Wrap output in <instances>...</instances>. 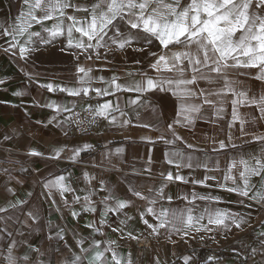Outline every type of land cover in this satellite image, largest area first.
Returning a JSON list of instances; mask_svg holds the SVG:
<instances>
[{
    "label": "crops",
    "instance_id": "1",
    "mask_svg": "<svg viewBox=\"0 0 264 264\" xmlns=\"http://www.w3.org/2000/svg\"><path fill=\"white\" fill-rule=\"evenodd\" d=\"M81 2V0H77ZM91 3V0H88ZM26 11L24 0H0V26L10 29L21 23V14ZM71 13V9L68 10ZM83 16L84 13H77ZM52 21H46L47 26ZM33 31H40L39 25H34ZM136 30H133V34ZM44 33H42L43 35ZM111 34V33H110ZM79 37V33H74ZM21 44L25 39L17 37ZM35 39V38H34ZM87 40V38H84ZM10 36L0 33V79L5 81L0 85V145L16 147L28 151H37L43 154L44 158L29 160L24 163L9 162L0 151V207H7L9 202L18 203L24 201L17 209H9L8 213H0V216L13 215L8 221V230L12 238L18 244V253L28 251V245L33 249L38 248L40 253H31L32 260L43 261L44 264H64L66 258L71 256L72 251L78 249L76 240L79 236L90 237L91 229L86 227L100 219L102 213L101 200L111 190L119 199H130L135 207L122 210L120 213H108L107 223L97 227L102 229L103 235L96 233L93 239L101 242L106 247L109 241H116L119 247L117 251L125 259H129L131 253L132 264H153L155 258H159V264H184L185 255L192 256L191 251L196 249L216 250L230 252L232 255L218 262L219 264H261L262 257L259 254L264 250V203L257 204L255 201L244 199V203H238L242 199L235 193H229L224 188L217 187V183H224L223 177L228 169L230 159L233 156L259 153V143H245L251 141V136L241 138L238 124L229 127L231 119V94L223 98L227 109L224 119L212 122L215 117L206 120L196 121L193 127L186 128L181 123H175L174 128L177 134L182 137L175 144L168 145L162 141L155 144L149 143L143 137L155 139L163 134L171 137L167 124L179 121L182 118L178 113L177 98L171 93L156 91L146 93L141 101V106L128 105V101L137 98L134 92H117L115 96H97L94 89L106 87L104 81H108L115 74L120 76L118 82L125 83L133 80H141L137 74L134 77H127L126 72L139 73L147 71L148 76L161 79L171 78L172 73L162 71L157 74L148 66L154 61L149 52H159L162 48L158 42H154L146 51L137 52L134 48L143 47V37L140 43H133L132 47L125 50H113L107 56V62L97 60H85L81 56L79 61L70 53L77 51L67 49V36H58L50 45L35 43L30 47L35 48L28 54L27 59L21 58L18 48L6 52L9 48ZM64 49V50H62ZM15 53L13 55L12 53ZM103 52V50H101ZM139 60L141 63H135ZM92 66L93 77H103L104 81L94 80L91 91L88 95L83 93L80 96H70L67 92L54 90L49 91L43 85L51 83L54 89L69 87L77 88L78 74L77 66ZM253 73L255 70H251ZM236 79L243 81L238 85L241 88H248L251 91L249 96L259 95L264 90V84L252 79L251 76H240ZM200 87H208L201 83ZM20 91L23 96H15L14 92ZM117 97L121 107L127 113L126 117L120 116L118 112L113 113L117 117L116 122L110 123L108 119L99 117L95 131L87 136H75L71 130L70 123H58L70 120V112H58L56 108L46 107L48 104L67 106L71 109H86L91 106L95 110L106 101L115 104ZM216 100V97H211ZM205 114L210 110L204 106ZM253 109L241 107L240 113L248 118ZM258 116V111L256 112ZM56 117L53 120V117ZM125 119H130L131 124H124ZM51 121V123H49ZM149 124L153 127L145 128L140 125ZM163 125L160 131H155V126ZM248 127L247 125L245 126ZM256 127L259 133L264 134V121H257ZM67 133V134H66ZM233 137L232 143L236 148L229 146L221 152H212L218 147V141L224 140L228 143V136ZM7 137V139H5ZM186 144H193L197 149L204 151H193L186 147ZM85 145L90 147L85 148ZM64 148L60 159L56 162L47 158L54 154L55 150ZM80 149V154L73 162L67 157L70 150ZM121 149L122 151H117ZM180 151L191 154L203 162H207L210 171L202 166L199 168H177L174 164L166 163V153ZM42 157V156H41ZM151 169V175L147 169ZM171 172L173 177L181 175L187 183L182 181L167 182L161 173L165 175ZM235 173V170L233 172ZM65 176V184L74 189L65 192L63 197L59 191L53 189L52 196L48 195L49 189L44 184L57 176ZM207 176H215V180H206ZM258 178H254L253 182ZM195 180H205L212 187H205L202 184H194ZM240 183L239 179L237 180ZM167 183L164 189L165 194L172 199L162 200L160 204L171 210L185 209L192 207L189 200L194 202V215L199 214L207 207H214L224 212L239 214L250 223L236 229L232 226L231 231L210 226L215 229L211 232H191L188 236H173L169 239L168 232L161 229L159 234H154L143 224L140 213L147 207L146 200L131 195L129 189L132 185L142 190L147 195V186L153 189L159 188L161 184ZM231 186V181L227 182ZM91 195L90 199L96 205V212L83 210L85 204L83 197ZM193 194L199 196H218V201H207L196 199ZM81 197L80 202H75V197ZM189 197L184 200L183 197ZM65 198L67 203H65ZM55 201V202H54ZM113 203L109 201V204ZM160 204L155 205L158 210ZM251 205V206H249ZM78 213L73 216L72 212ZM31 212L35 220L29 218L27 213ZM124 213L134 217L129 221L130 229L139 240H131L121 237V233L113 231L118 222L124 219ZM149 223H153L154 217L145 216ZM201 223H206L202 221ZM4 222L0 221V228ZM62 229L63 240L56 237V232ZM49 236L52 238L49 239ZM127 236V231L124 237ZM214 237V239H213ZM175 241V243H173ZM85 243L84 247H89ZM65 244L71 246L66 248ZM115 247V245H114ZM59 248V251L56 249ZM256 248L258 254L250 255L251 249ZM2 264V261H0ZM190 264H197L193 258Z\"/></svg>",
    "mask_w": 264,
    "mask_h": 264
},
{
    "label": "snow or ice",
    "instance_id": "2",
    "mask_svg": "<svg viewBox=\"0 0 264 264\" xmlns=\"http://www.w3.org/2000/svg\"><path fill=\"white\" fill-rule=\"evenodd\" d=\"M26 11L21 14V23L10 29L0 26V33L10 36L9 48L5 51L18 48L21 58L27 59L30 52L35 48L30 45L39 43L41 45H50L58 36H67V49H75L70 54L79 61L81 56L85 60L92 61L93 57L97 60L107 62V56L115 50H125L132 47L133 43L139 44L140 37H143V47L134 48V51L144 52L154 42L162 46L159 52H149L148 55L154 57V61L149 64V68L157 74L162 71L172 73L173 76L167 79L154 78L148 76L147 71L134 73H124L127 77H134L139 74L141 80L120 83V76L113 75L110 80L104 81L103 77H93L92 66H77L79 87H63L54 89L51 83L43 85L49 91L59 90L67 92L70 96H80L82 93L88 95L94 80L104 81L106 87H97L94 89L97 96H115L117 92L137 93L136 99L128 101V105L141 106L142 98L146 93L156 91L171 93L177 98L178 113L182 118L179 121L167 124V129L172 133L171 137L163 134L155 139L143 137L149 143L155 144L162 141L165 144L172 145L178 140H182L175 128V123H181L184 127H193L198 120H206L215 117L212 122L223 120L227 109L225 108L223 98L231 94L233 97L231 104V119L229 127L238 124L241 138L246 135L251 136V141L245 143H259L261 145L259 153L233 156L230 159L228 169L223 177L224 183H217V187L224 188L229 193H235L238 197V203L243 204L244 199L255 201L257 204L264 203V134L259 133L256 127L257 121H264V90L259 95L249 96L251 91L248 88H241L238 85L244 82L236 79L240 76H251L252 79L264 84V0H24ZM71 9V13L68 11ZM77 13H84L83 16ZM46 21H52L51 26L45 24ZM34 25L40 26V31H33ZM133 30L136 33L133 34ZM42 33H44L42 35ZM74 33H79L76 37ZM111 33V34H110ZM17 37L25 39L21 44ZM87 38L85 40L84 38ZM35 38V39H34ZM64 50V49H62ZM103 50V52H101ZM15 55V53H12ZM135 63H141L137 60ZM255 72L253 73V71ZM5 81L0 79V85ZM204 83L208 87H200ZM15 96H23L20 91L14 92ZM216 97V100L211 99ZM207 105L210 113L205 114L204 106ZM46 107L56 108L58 112H70L71 108L67 106H57L55 104L45 105ZM241 107L252 108V113L245 118L240 113ZM87 111L93 117H104L110 123H115L117 117L113 113L118 112L120 116L126 117L127 113L121 107V102L117 97L115 104L106 101L99 105L95 110L89 106ZM258 111V116L256 112ZM56 117H53L55 120ZM94 123L95 120L93 119ZM51 123V121H49ZM58 123H71L60 121ZM82 123L81 122H77ZM124 124H131L130 119H125ZM248 126L247 128L245 126ZM145 128L153 127L149 124L140 125ZM163 125L155 126V131L159 132ZM67 134V133H66ZM7 139V137H5ZM233 137L228 136V143L224 140L218 141V147L213 148L212 152H221L231 146ZM85 148L90 147L85 145ZM186 147L193 151H204L197 149L193 144H186ZM64 148L55 150L49 159H60ZM122 151L121 149L117 150ZM80 154V149L70 150L67 159L75 162ZM30 155L43 156L42 153L32 151ZM168 157L166 163L175 165L177 168L203 167L210 171L207 162H201L199 158L191 154H185L180 151H171L166 153ZM235 170L236 174H233ZM151 175V169L146 170ZM167 182L182 181L187 183L184 176L176 175L173 177L171 172L166 175L161 173ZM254 178L256 179L253 182ZM215 176H207L206 180H215ZM239 179L240 183L237 182ZM231 181V186L227 183ZM194 184H202L205 187H212L205 180H195ZM44 187L49 189L48 195L52 196L53 189L59 191L63 197L65 192L74 191L65 184V176L60 175L55 179L48 180ZM167 183L161 184L159 188L153 189L147 186V195L132 185L129 189L134 197L146 200L147 207L140 213L143 224L154 234H159L161 229L168 232L169 239L173 236H188L191 232H211L217 228L231 231L232 226L236 229H242L243 226L250 223L239 214H232L207 207L199 214L194 215V202L189 200L192 207L185 209L171 210L160 204L162 200H171L170 196L165 194L164 189ZM103 200H101L102 213L100 219L86 225L92 230L90 237L77 236V250L72 251L71 256L66 258L64 264H132L131 253L129 259L125 260L117 251L119 245L116 241H109L106 247L101 242L93 239L96 233L103 235L102 229L97 227V223L104 225L107 223L108 213H120L122 210L135 207L130 199H119L111 190H107ZM95 192H90L89 196L83 197L85 202L83 210L95 213L97 208L90 196ZM196 199L207 201H218V196L205 195L199 196L193 194ZM188 200L189 197H183ZM81 197L76 196L75 202H80ZM109 201L113 203L109 204ZM55 202V201H54ZM24 201L18 203L9 202L7 207H0V213H8L9 209H17L22 206ZM65 203L67 200L65 198ZM160 204L157 210L155 205ZM251 206V205H249ZM73 216L78 213L72 212ZM27 216L33 220L31 212ZM145 216L154 217L153 223ZM13 219V215L0 216V221L4 222V227L0 228V261L2 264H44L37 259L32 260L31 253H40L38 248L33 249L28 245V251L23 254L18 253V242L12 238L11 231L8 230V221ZM134 217L124 213V219H121L113 231L121 233L122 238L139 240L138 235H134V230L130 229L129 221ZM206 223H201L205 221ZM60 229L56 232V237L63 240ZM127 231V236L124 233ZM264 236V232L259 233ZM52 237L49 236V239ZM214 239V237H213ZM89 247H84L88 243ZM175 243V241H173ZM264 244V241L261 242ZM115 245V247H114ZM66 248L71 246L65 244ZM59 251V248L56 249ZM258 254L256 248L251 249L252 257ZM259 254L262 257L261 264H264V250ZM184 264H190L192 256L185 255ZM215 256L207 257L205 264H212L217 261ZM153 264H159V258H155Z\"/></svg>",
    "mask_w": 264,
    "mask_h": 264
},
{
    "label": "built area",
    "instance_id": "3",
    "mask_svg": "<svg viewBox=\"0 0 264 264\" xmlns=\"http://www.w3.org/2000/svg\"><path fill=\"white\" fill-rule=\"evenodd\" d=\"M87 109L82 108H73L70 112V126L71 130L73 131L75 136L82 137L92 134L95 130L96 125L99 122V117H93ZM95 120L93 123L92 120ZM82 123H77L81 122ZM0 151L5 157V159L9 162H16V163H24L29 160H37L42 159L44 156H33L30 153L16 147H8L4 145H0ZM50 161L56 162L55 159H51Z\"/></svg>",
    "mask_w": 264,
    "mask_h": 264
},
{
    "label": "trees",
    "instance_id": "4",
    "mask_svg": "<svg viewBox=\"0 0 264 264\" xmlns=\"http://www.w3.org/2000/svg\"><path fill=\"white\" fill-rule=\"evenodd\" d=\"M190 254L195 259L197 264H205V261L207 257L209 256H215L218 258L217 261L212 262V264H219L223 259H226L227 257L231 256L232 254L230 252H223V251H216V250H207V249H196L194 251H191Z\"/></svg>",
    "mask_w": 264,
    "mask_h": 264
}]
</instances>
